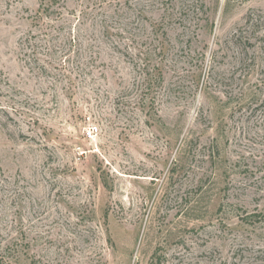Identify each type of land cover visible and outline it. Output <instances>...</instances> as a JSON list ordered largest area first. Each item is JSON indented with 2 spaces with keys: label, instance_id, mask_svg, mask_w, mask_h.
I'll return each instance as SVG.
<instances>
[{
  "label": "rangeland",
  "instance_id": "rangeland-1",
  "mask_svg": "<svg viewBox=\"0 0 264 264\" xmlns=\"http://www.w3.org/2000/svg\"><path fill=\"white\" fill-rule=\"evenodd\" d=\"M0 264H264V0H0Z\"/></svg>",
  "mask_w": 264,
  "mask_h": 264
},
{
  "label": "built area",
  "instance_id": "built-area-1",
  "mask_svg": "<svg viewBox=\"0 0 264 264\" xmlns=\"http://www.w3.org/2000/svg\"><path fill=\"white\" fill-rule=\"evenodd\" d=\"M99 126L95 123H90L89 126L86 129V135L89 138H92L98 133Z\"/></svg>",
  "mask_w": 264,
  "mask_h": 264
},
{
  "label": "trees",
  "instance_id": "trees-1",
  "mask_svg": "<svg viewBox=\"0 0 264 264\" xmlns=\"http://www.w3.org/2000/svg\"><path fill=\"white\" fill-rule=\"evenodd\" d=\"M254 216H256V215H253V216H251V217L255 218ZM248 218H249V217H248ZM248 218H246V220H248Z\"/></svg>",
  "mask_w": 264,
  "mask_h": 264
}]
</instances>
